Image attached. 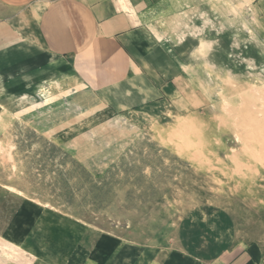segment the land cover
Returning <instances> with one entry per match:
<instances>
[{
  "label": "rangeland",
  "instance_id": "374dc122",
  "mask_svg": "<svg viewBox=\"0 0 264 264\" xmlns=\"http://www.w3.org/2000/svg\"><path fill=\"white\" fill-rule=\"evenodd\" d=\"M198 5L166 38L179 74L154 106L62 74L38 107L0 110V264H40L2 237L26 199L63 249L108 235L143 254L264 259V0Z\"/></svg>",
  "mask_w": 264,
  "mask_h": 264
},
{
  "label": "crops",
  "instance_id": "0c3cea01",
  "mask_svg": "<svg viewBox=\"0 0 264 264\" xmlns=\"http://www.w3.org/2000/svg\"><path fill=\"white\" fill-rule=\"evenodd\" d=\"M189 2L199 9V0H0V110L38 107L60 92L62 74L103 95L137 94L138 103L126 108L154 106L149 94L156 97L179 74L166 38ZM43 218L23 200L2 232L40 264H264L255 246L205 261L184 249L143 254L108 235L63 249L51 242Z\"/></svg>",
  "mask_w": 264,
  "mask_h": 264
}]
</instances>
